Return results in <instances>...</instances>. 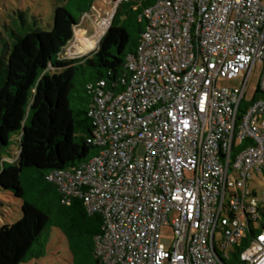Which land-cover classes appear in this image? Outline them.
Wrapping results in <instances>:
<instances>
[{"label":"built area","instance_id":"2783aa9c","mask_svg":"<svg viewBox=\"0 0 264 264\" xmlns=\"http://www.w3.org/2000/svg\"><path fill=\"white\" fill-rule=\"evenodd\" d=\"M123 1L82 20L102 37ZM143 16L124 91L98 92L99 153L50 181L102 214L101 264H264V190L251 186L264 173V100L238 120L257 65L264 93V0H156ZM239 77L240 88L218 87Z\"/></svg>","mask_w":264,"mask_h":264},{"label":"trees","instance_id":"16d2710c","mask_svg":"<svg viewBox=\"0 0 264 264\" xmlns=\"http://www.w3.org/2000/svg\"><path fill=\"white\" fill-rule=\"evenodd\" d=\"M57 1L50 31L34 28L20 11L11 26H4L7 39L1 38L0 189L22 201V218L0 227V264L43 257L41 238L52 227L67 238L74 264L102 263L97 253V238L105 231L102 214L91 213L80 195L66 196L50 176L75 171L99 153L92 113L101 83L114 95L124 91L129 78L127 58L136 53L147 28L143 13L156 0L121 2L96 51L70 59L63 56L64 51L73 42L79 20L91 12L96 0ZM63 1L75 8L79 19L60 5ZM84 68L91 72L83 85L86 100L75 93L77 75ZM259 100H264V93L258 84L253 98L245 97L241 103L238 120ZM13 135H18L19 153L8 159L4 152ZM250 145L246 140L237 150ZM258 213L264 228V208ZM237 260L235 254L232 262Z\"/></svg>","mask_w":264,"mask_h":264},{"label":"rangeland","instance_id":"374dc122","mask_svg":"<svg viewBox=\"0 0 264 264\" xmlns=\"http://www.w3.org/2000/svg\"><path fill=\"white\" fill-rule=\"evenodd\" d=\"M57 0H0V52H4V44L1 40L7 39L8 34L4 28L5 25H10L14 19H18V13L21 11L27 14L28 23L36 29L50 31L54 23V9ZM139 4V3H138ZM67 7V9L79 19V15L75 8L71 6L67 1L60 3ZM113 11L111 0H96L92 5L91 13L93 17H103L109 12ZM86 23H82V19L79 20L76 30L86 29L89 33L88 43L90 45H84L81 48L71 49L72 44L65 49L64 57L66 58H78L85 55H91L97 49L98 42L101 39L99 33L96 32V26L93 18L86 16ZM2 35V36H1ZM3 38V39H1ZM90 48V49H88ZM262 73V66L257 65L254 73L249 79V85L246 92V99L251 100L255 95ZM91 72L88 68H84L78 73L76 79V97L78 99H85L87 95L84 94L83 85L88 81ZM244 81L243 77H239L233 80L220 79L218 82L219 88H240ZM80 102L75 105L79 107ZM18 135H13L11 138V144L9 149L4 152L5 157L8 159L13 158L19 153V143L17 142ZM254 182H251L252 188L256 190L258 195L262 198L264 190V173L254 175ZM189 177V175H188ZM22 201L14 197L10 192L0 189V227L6 224H14L22 218L21 213ZM260 219L262 215L259 214ZM175 214L170 215V219H173ZM257 228H261L260 222L257 223ZM162 243L168 246L171 238L173 237L172 229H162ZM41 241H43L44 256L40 259H33L30 262L23 264H74L71 252L69 251L67 238L62 231L56 227L50 228L46 231ZM231 250V248H229Z\"/></svg>","mask_w":264,"mask_h":264},{"label":"crops","instance_id":"0c3cea01","mask_svg":"<svg viewBox=\"0 0 264 264\" xmlns=\"http://www.w3.org/2000/svg\"><path fill=\"white\" fill-rule=\"evenodd\" d=\"M82 23H86V20H82ZM97 32V31H96ZM98 33V32H97ZM88 35L89 33L87 32L86 29H81V30H75V35L72 44L71 49H76V48H81L84 45H90L88 42ZM90 49V48H88Z\"/></svg>","mask_w":264,"mask_h":264},{"label":"clouds","instance_id":"9594fccd","mask_svg":"<svg viewBox=\"0 0 264 264\" xmlns=\"http://www.w3.org/2000/svg\"><path fill=\"white\" fill-rule=\"evenodd\" d=\"M77 28V27H76Z\"/></svg>","mask_w":264,"mask_h":264}]
</instances>
